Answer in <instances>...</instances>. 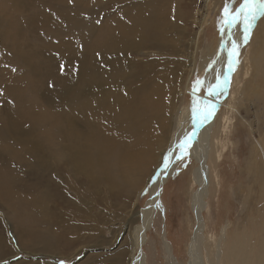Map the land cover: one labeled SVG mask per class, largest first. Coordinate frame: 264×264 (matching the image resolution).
Listing matches in <instances>:
<instances>
[{
    "label": "bare ground",
    "instance_id": "1",
    "mask_svg": "<svg viewBox=\"0 0 264 264\" xmlns=\"http://www.w3.org/2000/svg\"><path fill=\"white\" fill-rule=\"evenodd\" d=\"M173 1L131 0L125 7L114 6L111 16L102 21L101 0H88L90 6L83 9L79 0H0V89L4 90L0 96V189L11 199L10 211L2 214L18 221L15 236L24 239L19 246L28 255L37 249L32 248V242L47 252L85 241L77 234L82 227L77 218L79 226L70 224L68 230L55 231L53 226L63 228L67 213L82 220L90 216L92 207L105 199L97 196L100 186L118 188L113 197L119 199L124 180L149 161L148 173L153 176L164 156L178 155L177 145L192 133V108L179 97L183 61L174 60L175 46L168 40L177 34L178 27ZM262 26L264 29V23ZM232 37L240 41L238 25ZM223 39L227 41V30ZM221 44L222 35L215 52L206 53L198 71L193 57L186 61L190 73L198 72L201 80L214 84L226 60ZM260 48L244 59L242 79L232 78V74L230 88L219 98L218 110L186 149L185 156L195 164L189 183L197 186L190 200L197 224L187 245V264H264V232L256 253L246 245L255 243L252 235L260 227L258 221L245 223L246 228L238 232L235 228L225 233L224 229L211 242L200 233L202 210L214 192V182H218L216 168L222 159L224 138L231 131L230 115L238 111L236 102L245 99L243 91L256 82L249 87L247 79L260 74L264 44ZM165 51L169 54L166 57ZM51 52L63 64L58 76L46 64L52 60ZM254 89L258 95L261 89ZM186 92H191L190 87ZM39 94L48 111L39 108ZM205 94L196 92L194 99L198 102ZM221 107L224 111L220 116ZM27 125L32 129L25 130ZM45 126L47 129H42ZM56 138L63 149H57ZM262 139L264 142V135ZM253 148L264 157V148L257 140ZM181 160L173 159L157 184H150V197L129 247L131 264H144L143 252L137 257L134 251L141 248L159 206L156 193ZM22 161L35 171L32 179L18 186L12 166ZM259 171L264 198V162L259 163ZM2 242L0 258L13 253L8 240L2 238ZM124 255L118 256L120 261L116 257L118 264H123ZM17 264L34 263L22 259Z\"/></svg>",
    "mask_w": 264,
    "mask_h": 264
},
{
    "label": "rangeland",
    "instance_id": "2",
    "mask_svg": "<svg viewBox=\"0 0 264 264\" xmlns=\"http://www.w3.org/2000/svg\"><path fill=\"white\" fill-rule=\"evenodd\" d=\"M118 1L101 0L99 3L102 7L99 10L100 20L105 21L111 16L114 6L125 7L131 0ZM79 3L81 9L84 5L90 6L88 0H79ZM172 5L178 27L177 34L170 35L168 40L175 46L174 60L183 61L184 64V67L183 64L180 65L181 70L178 76L181 80L179 97L180 100L185 98V106L192 108L193 85L197 79L201 80V76L199 77V73L195 71L193 74L190 73L186 61L193 57L196 71H198L197 69L206 53L215 52L221 35L218 28V18L221 17L225 0H174ZM82 17L89 21L87 17L83 15ZM263 21L264 18L260 19L253 29L248 42L250 45H243L239 49V64L235 68L232 78L237 76L242 79L244 59L252 53L253 49L259 50L263 46ZM261 40L263 41L260 42ZM170 49L167 52H170ZM167 52L165 51V57L169 55ZM51 57L52 60L47 61L46 64L48 69L52 70L53 75L58 76L63 70V64L52 52ZM254 81L256 82L252 87L261 89L259 96L251 90L252 87L249 88ZM246 82L249 89L243 91L245 99L242 102H236L238 111L232 116L230 115L229 130L231 131L228 137L224 138L222 159L216 168L218 182H214V192L208 195L207 207L202 210L200 233L207 242H211L217 236L219 237V233L224 229L225 233L226 231L232 232L235 228L238 232L239 229L245 227V223L255 224L258 221L257 225L260 224V227L252 235V240L255 243L246 244L254 248L256 253L259 247L258 241L264 232V215H261L264 208V198L261 195L259 180V163L264 162V157L260 155V150L257 149L256 152L253 145L257 140L260 147L264 148L262 139L264 135V55L261 59L258 78H253V80L248 78ZM186 87H190V93L186 92ZM204 91V88L201 87L197 92L202 93ZM43 99L44 97L39 94L37 99V102H40L39 108L48 111L49 106ZM222 110L224 111V107L220 108V116L223 113ZM46 126L42 129L46 130ZM29 128L32 129L30 125L24 126L25 130ZM55 140L57 141V149H63L60 139L56 138ZM45 143L46 139H43L42 144ZM151 165L152 161H149L146 167L138 169L127 181H123L126 185L120 193L119 199L113 197V192L118 188L100 186L99 193L96 195L101 196V198L105 197V199L101 202L103 204H95L92 207L90 216L82 220L72 213H67L64 216L66 223L63 228L60 225L53 226L55 227L53 230L59 231L68 230L70 224L82 225L81 228L77 229V234L85 241H79L70 248L60 245L57 250L47 252L40 250L32 242V248L36 247L37 249L32 250L33 254L31 255H28L19 246L22 238L15 236L18 234H16L14 226L18 221L2 214L4 211L5 213L10 211L11 199L5 196L0 189V248L3 247L2 238H6L10 248L13 249L12 254L5 253L4 257L0 258V264H9L8 262L17 264L22 259L34 264H38V262L39 264H57L60 260L66 261L68 264H118L116 257H122L124 254H126L124 255L126 258L124 257L123 264H126L131 257L129 247L136 226L140 225L142 221V209L150 197L149 181L152 176L150 177L148 172ZM194 167V160L186 156L183 157L181 162L175 164L165 183L161 184L158 195L159 206L152 218L151 225L146 230L141 248L134 251V255L137 257L143 252L144 264H187L186 249L197 224L190 206L191 193L197 189L196 184L191 185L189 183ZM12 170L13 181L20 186L19 182L32 179L35 168L22 161L14 162ZM113 175L117 178V173H113ZM211 175L214 179V175L212 173ZM137 179L139 182L136 187H133V183ZM83 180L87 181L85 177ZM146 188L148 194H145ZM60 210L58 209L56 212L59 211L60 213ZM67 210L70 211V209ZM138 212H140L139 216ZM55 214L54 216H56ZM69 214L72 216L70 217ZM76 218L79 225L76 223ZM23 241L21 240V243ZM118 259L120 261L119 257ZM120 263L122 264V262ZM127 264H131V262L128 261Z\"/></svg>",
    "mask_w": 264,
    "mask_h": 264
},
{
    "label": "snow or ice",
    "instance_id": "3",
    "mask_svg": "<svg viewBox=\"0 0 264 264\" xmlns=\"http://www.w3.org/2000/svg\"><path fill=\"white\" fill-rule=\"evenodd\" d=\"M264 18V0H225V5L222 10L221 17L218 18V28L222 35L221 48L226 53V60L223 65V70L217 71L216 81L214 84L206 83L205 80L197 79L193 85L192 95L195 97L196 92L201 87L205 90V96L200 98L197 102L193 100L192 106V125L193 131L191 134H186L184 139L177 145L179 154L170 156L166 154L163 158L162 165L156 170L150 178L149 183L155 185L158 178L162 173H167L173 159L179 161L186 155V149L198 137V131L209 121L210 117L220 106V97L227 93L230 88L231 76L235 68L239 64V49L243 45H247L253 29L256 27L257 22ZM99 21H97L98 23ZM239 26L241 37L237 42L232 37V30ZM227 30V41H224V33ZM230 42V43H228ZM211 68V65L209 66ZM12 71H16L15 68ZM51 87V85H50ZM4 95V90L0 89V96ZM8 102V101H6ZM14 104V102H12ZM145 194H148V189H145ZM158 196L159 193H156ZM79 259V257H77ZM57 264H68V262L60 260Z\"/></svg>",
    "mask_w": 264,
    "mask_h": 264
}]
</instances>
